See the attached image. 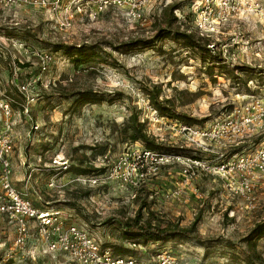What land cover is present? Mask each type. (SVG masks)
Segmentation results:
<instances>
[{"label":"rangeland","instance_id":"obj_1","mask_svg":"<svg viewBox=\"0 0 264 264\" xmlns=\"http://www.w3.org/2000/svg\"><path fill=\"white\" fill-rule=\"evenodd\" d=\"M45 1L42 6L25 2L7 7L0 3V32L6 33H0V88L29 82L33 97L26 112L12 105L9 161L15 186L35 206L59 209L70 223L88 231L98 245H127L120 238L117 221L129 219L139 210L143 220L160 226L181 228L197 219L200 243L135 245L136 256L146 259L167 250L189 264L198 260L244 264L250 249L243 238L264 218V170L254 175L252 190L245 192L238 173L210 175L186 158L201 153L211 162L220 157L227 161L264 151V115L257 133L223 148L203 137L194 135L190 140L177 133L172 122L151 109L141 86L159 84L160 96L171 97L176 110L203 119L196 128L207 129L234 107L248 103L264 114V0H244L249 7L244 5L217 32L201 37L209 39L229 65L251 67L248 73L235 69L236 79L215 72L207 76L202 62L166 39L119 52L115 47L125 41L155 35L156 27L161 26L156 12L159 4L144 9L140 22L126 14L125 6L92 13V0ZM181 8L174 12L181 13L174 26L200 37ZM59 43L93 45L100 49L102 59L76 71L64 54L52 50V45ZM43 51L50 53L51 60L40 72L35 53ZM15 61L25 66L17 67ZM77 89L95 90L111 101L73 105L72 97L65 96ZM130 110L137 111L157 143L179 148L178 158L162 161L155 171L148 169L140 176L133 165L140 145L121 142L116 131ZM1 120L0 114V124ZM95 144L105 145L109 161L98 174L97 184H78L64 167L84 150L86 164L96 168L90 152L83 148ZM237 146L243 147L231 155ZM13 236L12 223L0 217V256L11 248ZM254 256L264 264V237ZM12 257L13 264H74L63 254L44 253L32 235Z\"/></svg>","mask_w":264,"mask_h":264},{"label":"built area","instance_id":"obj_2","mask_svg":"<svg viewBox=\"0 0 264 264\" xmlns=\"http://www.w3.org/2000/svg\"><path fill=\"white\" fill-rule=\"evenodd\" d=\"M31 3L38 6L46 4L45 0H0L2 5H16L20 3ZM93 12H101L104 8H126V14L134 20H144L143 10L151 8L153 4L156 12L161 7L177 3L173 13L185 8L186 14L190 16V22L194 31L200 37H208L221 27L230 17L240 12L241 7H249L248 1L244 0H92ZM179 14V15H178ZM177 13V19L181 16ZM37 65L43 72L51 60L50 53H35ZM18 92L23 98L20 109L27 111V105L33 101L31 85L29 82L16 85ZM0 217L6 218L13 226V239L11 248L0 256V264H13L10 260L16 250H22L24 244L30 239L39 242L44 253L63 254L74 264H189L180 260L171 252L159 251L146 259L138 256H114L107 248H102L95 239L83 227L70 223L59 209L40 210L36 208L25 194L11 181V167L9 154L11 153L12 136L10 134L13 122L14 110L11 101L4 96L0 88ZM263 112L255 110L250 103L242 107H234L226 117L214 120L206 128L185 126L180 123L174 124L177 133L193 138L194 135L203 137L208 142L227 148L228 145L236 143V140L247 134L257 133L263 125ZM136 144V143H134ZM138 145V144H137ZM178 158L169 154H158L142 147L134 154L133 165L142 176L146 175L148 169L152 172L162 161ZM124 157H119V160ZM189 160L193 166L197 165L201 170L210 175L228 176L231 172L238 173L239 179L243 180L244 191L250 192L255 180V174L264 170V151H256L252 154L240 156L236 160H227L208 164L203 160ZM106 154L97 155L91 162L94 166H103L105 169L108 162ZM119 162V161H117ZM66 166V165H65ZM116 166L119 167L117 164ZM99 175H80L74 178L78 184L94 186L97 184ZM53 185V183H49ZM32 230V233H30ZM193 264H208L205 260H198Z\"/></svg>","mask_w":264,"mask_h":264},{"label":"trees","instance_id":"obj_3","mask_svg":"<svg viewBox=\"0 0 264 264\" xmlns=\"http://www.w3.org/2000/svg\"><path fill=\"white\" fill-rule=\"evenodd\" d=\"M179 4H167L160 8L158 11V17L161 22V26L156 27L155 35L149 38L133 39L125 41L119 45L117 50L124 53L131 50L132 48L142 49L143 47L153 46V43L158 39H166L172 43H176L183 48L187 49L188 52L195 57L197 60L202 62L203 69L207 76H211L213 72L217 75L236 79L237 74L234 73L235 69L248 73L251 67L248 65L234 66L229 65L222 57L221 53H216L212 48L214 44L209 42V39H203L196 37L192 32L186 30H180L174 23L177 21L176 15L173 13L175 7ZM1 34H6L4 31ZM211 44V46H209ZM52 50L61 52L67 57L70 64L77 71V69L89 68L93 66V62L101 61V51L96 49L93 45L85 44H53ZM0 59L2 55L0 54ZM17 67H24L22 63L15 61ZM161 86L156 83L143 84L141 86V93L147 98V102L152 110L158 114L159 117H164L173 124H182L185 126H201L203 119L191 117L180 110H176V106L173 103L171 97L160 96ZM4 96H6L13 106L19 108L20 104L24 101L21 94L18 92L15 85H11V88L2 90ZM65 97H72L73 105H81L84 103H100L103 101H111L105 98L103 94L91 89H77V91L68 93ZM118 127V128H117ZM117 134L121 138V142L138 143L143 149L151 150L158 154H169L177 156L179 148L159 144L155 141V138L148 133L143 120L139 118V114L135 110H130L127 117L117 125ZM260 139H258L259 141ZM243 146H237L233 148L231 155L239 153ZM92 157V160L97 155H103L107 148L105 145L85 146ZM77 152L78 148H74ZM190 152V150H186ZM189 159L192 160H205L201 153L191 155ZM85 151H81L79 156L72 158L73 162L67 164L64 167V171H68L74 178L80 175H93L96 176L104 171L103 166L94 168L91 164L86 161ZM223 158H217L212 161L214 163L223 162ZM212 163L211 160H205ZM33 204V203H32ZM34 205V204H33ZM35 206V205H34ZM40 210L47 211L48 209L56 208H42L37 207ZM131 218L126 220H118V226L120 231V238L126 242L127 245L121 243H115L110 247L105 244H99L102 248H107L114 256H134L135 248L132 246H145L146 244H164L168 241H187L193 240V242L200 243L197 239L196 234V220H193L189 225L181 226L176 228L175 226L169 227L168 225L160 226L150 223L148 220H143L139 210L135 212ZM264 237V218L253 224V227L249 230L247 235L243 238L247 247L250 249V253L244 259V264H261L255 254V248L258 241ZM159 252V251H158ZM136 256V255H135Z\"/></svg>","mask_w":264,"mask_h":264},{"label":"crops","instance_id":"obj_4","mask_svg":"<svg viewBox=\"0 0 264 264\" xmlns=\"http://www.w3.org/2000/svg\"><path fill=\"white\" fill-rule=\"evenodd\" d=\"M0 126H1V124H0ZM11 181H12V178H11ZM12 184H15V183L12 182ZM15 185H16V184H15ZM1 218H2V217H1Z\"/></svg>","mask_w":264,"mask_h":264}]
</instances>
